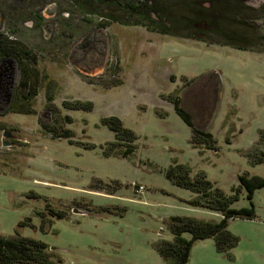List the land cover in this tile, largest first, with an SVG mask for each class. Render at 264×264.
Listing matches in <instances>:
<instances>
[{
    "label": "rangeland",
    "instance_id": "1",
    "mask_svg": "<svg viewBox=\"0 0 264 264\" xmlns=\"http://www.w3.org/2000/svg\"><path fill=\"white\" fill-rule=\"evenodd\" d=\"M238 1L246 50L154 33L93 0H0V47L19 54L0 55V236L41 241L62 264H173L159 252L171 218L223 220L167 179L175 164L250 208L240 177L264 178V0ZM175 100L215 149L193 144ZM112 117L136 135L127 157L110 152ZM253 204V220L230 222L235 248L197 241L189 264H264V189Z\"/></svg>",
    "mask_w": 264,
    "mask_h": 264
},
{
    "label": "trees",
    "instance_id": "2",
    "mask_svg": "<svg viewBox=\"0 0 264 264\" xmlns=\"http://www.w3.org/2000/svg\"><path fill=\"white\" fill-rule=\"evenodd\" d=\"M93 1L105 4L111 9L116 8L119 12L133 15L131 17L140 19L154 33L207 43H215L220 40L225 45L246 50L238 44L239 40L243 38V35L238 34V29H246L250 26V23L242 18L243 11L248 8L238 0ZM115 22H120V20L115 19ZM213 38L218 40L213 41ZM11 51L12 49L8 46L0 47V55L3 60L12 56L19 57L18 53L11 54ZM71 108L92 111L93 104L77 102ZM175 109L182 120L191 128L192 142L196 147L216 148V140L212 133L196 125L191 112L181 106L180 100H175ZM104 122L116 138V141L111 145L110 152H117L124 157L134 153L136 140L134 132L125 128L119 118L112 117ZM50 133L54 134L55 132L50 129ZM61 137L69 138L68 135ZM122 146L126 150L121 154L119 152ZM166 177L178 188L189 190L195 195L189 201L191 206L219 213L223 220L220 223H212L189 217L171 218L170 226L174 234V241H164L160 244L161 256L166 260H171L173 264H189L194 244L206 239L215 240L219 253H227L235 248L238 239L229 230L230 222L237 218L247 220L255 218L253 198L256 191L264 189V178L241 176V188L246 191L251 207L233 209L232 203L238 200V196L228 198L203 174L193 179L188 167L175 164L167 170ZM58 216L60 219L64 217L62 214ZM186 233L192 236L191 240L183 237ZM16 234L15 238L0 236V264H62V260L56 257L55 252L51 251L45 243L21 238L18 232Z\"/></svg>",
    "mask_w": 264,
    "mask_h": 264
},
{
    "label": "water",
    "instance_id": "3",
    "mask_svg": "<svg viewBox=\"0 0 264 264\" xmlns=\"http://www.w3.org/2000/svg\"><path fill=\"white\" fill-rule=\"evenodd\" d=\"M4 138H7V133H5ZM4 145H5V146H8L9 144H8L7 142H4Z\"/></svg>",
    "mask_w": 264,
    "mask_h": 264
},
{
    "label": "built area",
    "instance_id": "4",
    "mask_svg": "<svg viewBox=\"0 0 264 264\" xmlns=\"http://www.w3.org/2000/svg\"><path fill=\"white\" fill-rule=\"evenodd\" d=\"M139 193H141V192H143L144 191V189L141 187V188H139Z\"/></svg>",
    "mask_w": 264,
    "mask_h": 264
}]
</instances>
